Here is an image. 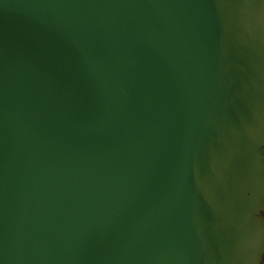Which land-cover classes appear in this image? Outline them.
Here are the masks:
<instances>
[{"label":"water","instance_id":"water-1","mask_svg":"<svg viewBox=\"0 0 264 264\" xmlns=\"http://www.w3.org/2000/svg\"><path fill=\"white\" fill-rule=\"evenodd\" d=\"M264 0H0V264H264Z\"/></svg>","mask_w":264,"mask_h":264}]
</instances>
